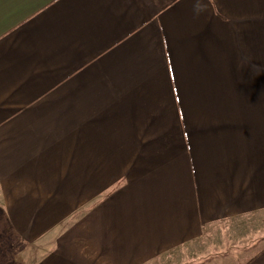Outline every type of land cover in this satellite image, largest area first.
Instances as JSON below:
<instances>
[{
  "label": "crops",
  "instance_id": "obj_1",
  "mask_svg": "<svg viewBox=\"0 0 264 264\" xmlns=\"http://www.w3.org/2000/svg\"><path fill=\"white\" fill-rule=\"evenodd\" d=\"M255 220L264 0H0V264H264Z\"/></svg>",
  "mask_w": 264,
  "mask_h": 264
},
{
  "label": "rangeland",
  "instance_id": "obj_2",
  "mask_svg": "<svg viewBox=\"0 0 264 264\" xmlns=\"http://www.w3.org/2000/svg\"><path fill=\"white\" fill-rule=\"evenodd\" d=\"M259 224V225H258ZM237 227V232H238V236L236 239V236L233 237H228V236H222V237H218V239H222L223 243L227 245L230 243H233L235 240L236 243L238 244L237 249L238 251H241L242 249L248 250L247 252H251L252 248L253 251L256 252L258 250L259 247L264 245V229L261 228L262 225L260 224L259 221H250V222H245V221H239L238 224H236ZM5 245L3 243V240L0 239V248L3 247L2 246ZM6 246V245H5ZM246 252V253H247ZM216 253L212 252L211 255H214ZM249 253H247L248 255Z\"/></svg>",
  "mask_w": 264,
  "mask_h": 264
}]
</instances>
